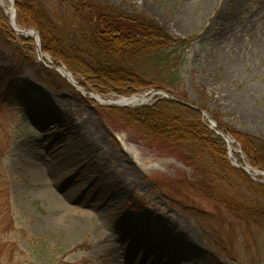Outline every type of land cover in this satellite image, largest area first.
<instances>
[{
	"label": "rangeland",
	"instance_id": "rangeland-1",
	"mask_svg": "<svg viewBox=\"0 0 264 264\" xmlns=\"http://www.w3.org/2000/svg\"><path fill=\"white\" fill-rule=\"evenodd\" d=\"M102 2L145 13L169 35L190 40L168 49L177 73L168 91L151 85L134 95L173 92L205 105L224 128L264 140V0ZM15 48L0 39V67H15ZM37 57L0 88V264H264V232H250L198 186L210 160L194 162L164 144L151 148L117 114L163 95L149 94L137 106L111 104L115 93L85 88L75 75L73 85L48 54ZM41 62L66 82L50 87L38 79ZM234 147L243 151L241 143ZM86 150L94 166L78 156ZM103 173L117 177L115 186L102 184ZM232 175L249 196L241 176ZM227 183L207 181L210 192L237 194Z\"/></svg>",
	"mask_w": 264,
	"mask_h": 264
},
{
	"label": "trees",
	"instance_id": "trees-1",
	"mask_svg": "<svg viewBox=\"0 0 264 264\" xmlns=\"http://www.w3.org/2000/svg\"><path fill=\"white\" fill-rule=\"evenodd\" d=\"M16 8L17 23L38 30L42 51L50 55L53 63L57 66L62 63L85 88L102 95L132 96L151 85L168 91L177 77L170 70L175 51L168 49L180 50L190 43L169 35L145 13L129 14L102 0H16ZM1 38L5 45H16L14 54L18 60L13 69L0 67V88L7 87L38 60L35 41L12 29L10 18L0 5ZM36 75L38 79L44 76L50 87L66 82L43 62L39 63ZM169 93L176 100L159 97L151 105L116 109L117 114L151 148L164 144L178 149L194 162L204 156L208 158L210 170H202L198 185L203 194L218 199L250 232L255 227L264 232V183L254 181L233 166L228 159L226 141L209 127L203 114L183 104L186 97ZM199 108L207 110L205 105ZM218 125L242 144L245 157L253 167L264 170L262 138ZM232 172L241 176V185L249 196L238 191L240 186L236 177L234 183ZM208 179L211 184L227 179V184L232 190L236 187L238 193L215 194L212 189L210 192Z\"/></svg>",
	"mask_w": 264,
	"mask_h": 264
},
{
	"label": "water",
	"instance_id": "water-1",
	"mask_svg": "<svg viewBox=\"0 0 264 264\" xmlns=\"http://www.w3.org/2000/svg\"><path fill=\"white\" fill-rule=\"evenodd\" d=\"M12 6H13V14H10V24L12 29L21 36H30L32 37L35 42H36V46H37V51H38V55L39 58L41 59L43 56H45V54L42 52L41 49V37L40 34L38 32L37 29L32 28V27H22L20 25L17 24V9H16V0H12ZM7 14L8 12L5 11ZM60 66L59 67H54L57 71H59L64 77H67L69 79V81H73L74 76L71 73V71L62 63H58ZM67 74H66V73ZM151 94V95H156V94H161L163 95L162 97H167L170 99H175V97H173L172 95H170L169 93L165 92V91H161V90H152L149 91L147 94L143 95L140 102L135 103L131 106H137L142 104V102L144 100L147 99V96ZM97 97H100L99 95H97ZM138 99V96H122L119 97L117 100H109L108 102L111 104H115V105H125V106H130L127 102H133L134 99ZM183 104L189 105L191 107H194L195 109L199 110L207 119L208 123H209V127L211 129H213L218 135H220L221 137H223L228 145V155H229V159L232 163V165H234L235 167L241 169L242 171L246 172L249 176H251L253 179H255L257 176H262L264 177V171L261 170H257L255 168H253L249 163L247 162H241L239 159H237L235 156L232 155V150H234L237 153L241 154V158L243 159V152L238 149V151L235 149V147H233V145L236 143V141L227 133H225L224 131H222L217 122L215 120H213L211 118V116L204 110L201 108H198L196 106H193L192 104L186 103V102H182Z\"/></svg>",
	"mask_w": 264,
	"mask_h": 264
},
{
	"label": "bare ground",
	"instance_id": "bare-ground-1",
	"mask_svg": "<svg viewBox=\"0 0 264 264\" xmlns=\"http://www.w3.org/2000/svg\"><path fill=\"white\" fill-rule=\"evenodd\" d=\"M1 4L3 5V6H5L6 7V11L8 12V14L10 15V14H13V6H12V0H1ZM66 73V72H65ZM67 74V73H66ZM74 79V78H73ZM72 83H73V85H76L77 84V82H76V80L74 79L73 81H72ZM98 100H100V97H96ZM141 98H142V96L141 97H139L138 99L136 98V99H134L133 100V102H127L130 106L131 105H133V104H135V103H138V102H140V100H141ZM114 101L115 100H117V99H113ZM51 122L53 123V126H55L56 128H58L57 126H61V122H60V119L59 118H53V119H51ZM56 123V124H55ZM70 130L71 131H75L76 129H72V127L70 128ZM76 131H78V133H80V129H77ZM233 147H234V145H233ZM236 149V148H235ZM237 151H238V149H236ZM232 152V155L234 156V150H232L231 151ZM78 156H80L84 161H86V162H88V163H90L92 166H94L95 165V163H94V160H93V155L91 154V152L90 151H83V152H81ZM129 165H128V167L127 168H131L132 167V163L131 162H129L128 163ZM141 165H143V163H141ZM50 167H52V169L53 168H56L53 164H51V166ZM103 178H102V184L103 185H105V186H107L108 188L110 187V186H115V180H118L117 179V177H115V175L113 176V175H109V174H106V173H103ZM117 183V182H116ZM101 184V185H102ZM66 195H68V194H66ZM99 203H100V201H99ZM156 235V234H155ZM189 238H193L192 236H193V232H191V233H189L188 235H187ZM155 240L156 241H158V243H162L163 242V240L162 239H160L159 237H158V235H156V238H155ZM171 247V246H170ZM173 251V248L171 249V251L170 252H172Z\"/></svg>",
	"mask_w": 264,
	"mask_h": 264
}]
</instances>
